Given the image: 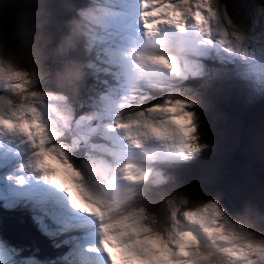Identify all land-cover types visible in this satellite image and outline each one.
Returning <instances> with one entry per match:
<instances>
[{"label":"snow or ice","instance_id":"snow-or-ice-1","mask_svg":"<svg viewBox=\"0 0 264 264\" xmlns=\"http://www.w3.org/2000/svg\"><path fill=\"white\" fill-rule=\"evenodd\" d=\"M131 2L102 6L83 99L45 87L40 70H0V207L22 209L53 250L67 249L45 258L0 230V264H264L247 209L210 198L182 210L188 196L164 191L169 170L207 148L184 83L209 73L207 60L264 78V0L250 26L218 0H135L130 23ZM166 30L200 37L182 39L194 53L182 67L157 52Z\"/></svg>","mask_w":264,"mask_h":264},{"label":"rangeland","instance_id":"rangeland-1","mask_svg":"<svg viewBox=\"0 0 264 264\" xmlns=\"http://www.w3.org/2000/svg\"><path fill=\"white\" fill-rule=\"evenodd\" d=\"M61 2L68 10L72 9L73 11H76V9L82 8L90 3H96L101 6H107L108 4V0H61ZM261 2L262 0H236L237 13L235 15V19L243 21L245 25L250 26L257 19V8ZM62 4L60 3V5ZM134 4L135 0H132L128 6L130 23H134L135 21L133 22V19H136L135 16L131 15V9ZM14 20L16 22L15 15ZM48 29L49 27L47 26V31L49 32L50 30ZM13 30L14 27L12 31ZM61 33H55L52 36V43L50 47L55 45ZM206 64L211 70L208 74L210 77L204 79L197 78L198 81L196 85H192L191 87L190 85H186L188 83L186 81L184 83V87L190 90L188 94H195L197 96L200 101L201 113V102H203V97L210 96L211 93L214 95L218 91L224 92L225 94L220 93L221 95L216 94L213 97V101H215V107L213 110L216 108L219 109L216 111V115L213 117V123H215V127L219 125L218 128L225 133L223 137L226 139V141L229 139L234 140V137L242 136V139L245 143L244 146L246 145V147H248L252 145L250 149L252 151H256L253 152L252 155L256 156L259 161H263L264 152L262 151L264 150H262V148L264 147V82H262V79L264 78L260 76L259 72H248L246 68L239 64H225L221 63L220 61H216L215 63L213 60L208 61V63L206 62ZM217 64L220 65V67H218ZM53 66V60L51 63L48 62L47 64L45 62L44 65L41 66L40 71L44 78H49L48 69ZM217 69H219V71H216ZM211 87H213V89H211ZM85 91L86 89H80L77 94V98L81 99V95ZM199 95L203 96L199 97ZM219 97H221L224 101V107L223 104H221ZM161 98L162 97L159 99ZM210 131H212V129L208 130V132ZM201 143L210 146L209 140L201 141ZM259 147L261 148L259 149ZM231 148L232 150L235 148L233 142L228 144L227 150L230 152ZM50 165L52 166V164ZM253 167L257 171L263 172L264 161L260 164L257 163L256 167L253 163L251 168L253 169ZM56 168L60 169L61 166ZM227 173V169L219 167V170L217 169L216 171V177L220 186L215 185L208 193L210 195H206L195 203L185 206L183 210L194 209L210 198H218L222 205L230 213L244 212V210L247 209V211L244 212V215L246 216L248 223L255 231L264 234V178H261V181L263 180V184L259 182L261 185H258V195L252 194L248 196L244 191L241 195L237 194L238 199H236L232 195V191H234L238 186L231 185L230 181L235 180L233 177L229 178L228 185L224 183L223 177L226 176ZM253 175L254 177L258 178L256 174ZM57 177L61 182L64 180L62 172ZM223 199H226L228 204L224 202ZM6 211L9 210L3 209V211H0V214H4L3 212ZM2 220L3 219L0 216V225L5 222ZM7 224L10 225L11 228H14L13 234L18 239L16 242L23 244L22 239L25 237L24 234H30V236H33L34 234L30 233V230L27 228H21L24 230V233L21 234L15 225L11 223ZM25 230H28L29 232H26Z\"/></svg>","mask_w":264,"mask_h":264},{"label":"clouds","instance_id":"clouds-1","mask_svg":"<svg viewBox=\"0 0 264 264\" xmlns=\"http://www.w3.org/2000/svg\"><path fill=\"white\" fill-rule=\"evenodd\" d=\"M102 6L90 3L76 9L65 21L64 31L55 45L47 32L51 12L47 0H0V70L30 74L40 70L51 58L54 66L48 69L52 86L70 100L75 97L88 74V43L99 32ZM16 16V30L8 32L5 23L12 14ZM196 33H175L166 30L167 43L157 49L158 54L173 58L182 67L185 59L194 53L182 46V39L198 40ZM160 69H153L159 71ZM205 71L199 79L208 76Z\"/></svg>","mask_w":264,"mask_h":264},{"label":"trees","instance_id":"trees-1","mask_svg":"<svg viewBox=\"0 0 264 264\" xmlns=\"http://www.w3.org/2000/svg\"><path fill=\"white\" fill-rule=\"evenodd\" d=\"M59 2L62 4L61 0H47V7L51 12L50 22L48 24V30L50 31L47 32L51 35V37L55 33H61L62 30L64 31L65 21L75 14V11L72 9L68 10L65 5H60ZM218 2L226 5L229 12L233 15V18H236V0H218ZM14 15L15 14L13 13L11 16H9L5 23V28L8 32H13L16 30ZM13 27L14 30L12 31ZM208 61L210 60L205 61V63H208ZM45 62L48 64V62L51 63L52 60L49 58ZM217 66L220 67L218 64ZM209 77L210 75L205 78ZM197 81V78L190 79L187 81L188 83L186 85H190L191 87L192 85H196ZM92 83V78L90 76H86L80 87L82 90L86 89V91L81 95V99L84 98V94L86 95L87 89ZM44 85L47 87H53L51 80L48 77L44 78ZM211 89H213V87H211ZM220 93L225 94L222 91H218L214 95H221ZM152 95L156 100H159V98L163 96V91L159 89H153ZM214 95L211 93L210 96L203 97L200 113L201 141L210 139V146H207V148H205L195 159L171 168L168 173L170 180L164 189V191H178L186 194L189 198L187 205H191L200 200L202 197L210 195L208 193L215 185L220 186L216 177V171L217 169L219 170V167H223L228 170L227 175L223 177L225 184L228 185L230 177L235 179L230 182L232 186H238L234 191H232V195L236 199H238L237 194L241 195L244 191L248 196L252 194L258 195V185L263 184V180L261 181V178H264V174H257L255 172L252 173L251 170L252 162L255 157L252 155V153L256 152L250 149L252 145L248 147H246V145L244 146L245 143L242 139V136L234 137V140L229 139L226 141V139L223 137L225 133L218 128L219 125L215 127V123H213V117L216 115V111L219 109L216 108L213 110ZM202 96L203 95H199V97ZM209 129H212V131L208 132ZM230 142L234 143L235 148L234 150L231 148V151L229 152L227 150V146ZM260 148L261 147H259V149ZM253 174H256L258 178L254 177ZM259 182H261V184H259ZM223 200L228 204L226 199ZM187 205L182 206V210ZM3 217L5 218V222L0 225V230H2L3 234L8 238L12 239L13 241L18 240L13 232L7 227H10V225L7 223H11L13 225L15 224L16 228L19 229L26 227L30 231L34 232V234L33 236H30V234H25L29 237L22 239L23 244L28 245L30 248L38 247L40 250V255L45 258L63 259L65 256L64 254L66 249L53 250L49 246L48 242L42 236H40L38 232H35L30 227L23 226V219L18 218L13 213H6ZM26 232L29 231L27 230Z\"/></svg>","mask_w":264,"mask_h":264},{"label":"water","instance_id":"water-1","mask_svg":"<svg viewBox=\"0 0 264 264\" xmlns=\"http://www.w3.org/2000/svg\"><path fill=\"white\" fill-rule=\"evenodd\" d=\"M219 100H220L221 104H223V107H224V106H225V103H224V101L222 100L221 97H219ZM213 102H214V107H215V101H213ZM263 143H264V141H263ZM262 150H264V147L262 148ZM262 152H264V151H262ZM254 159H255V161L253 160L252 164L254 163V165H255V167H256V164H257V163H258V164L263 163V161H264V156H263V161H259V159H257L256 156L254 157ZM251 170H252V173L255 172V173H257V174H262V173L264 174V172H259V171H257L256 169H254V167H253V169L251 168Z\"/></svg>","mask_w":264,"mask_h":264},{"label":"bare ground","instance_id":"bare-ground-1","mask_svg":"<svg viewBox=\"0 0 264 264\" xmlns=\"http://www.w3.org/2000/svg\"><path fill=\"white\" fill-rule=\"evenodd\" d=\"M61 177V176H60ZM63 178V177H62ZM57 179L59 180V178L57 177ZM60 181V180H59ZM15 225V224H14ZM8 228H9V230L10 231H14V228L12 227V228H10L9 226H7ZM17 230H19V232L22 234V233H24V230H22V229H19V228H17ZM26 231V230H25ZM25 235V234H24ZM26 237H29L28 235H25V237L24 238H26Z\"/></svg>","mask_w":264,"mask_h":264},{"label":"flooded vegetation","instance_id":"flooded-vegetation-1","mask_svg":"<svg viewBox=\"0 0 264 264\" xmlns=\"http://www.w3.org/2000/svg\"><path fill=\"white\" fill-rule=\"evenodd\" d=\"M210 140V139H209ZM211 156V155H210Z\"/></svg>","mask_w":264,"mask_h":264}]
</instances>
